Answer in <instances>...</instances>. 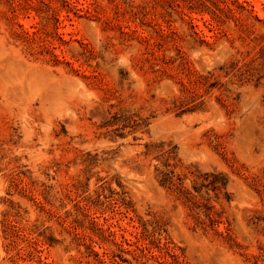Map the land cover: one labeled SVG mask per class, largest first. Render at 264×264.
I'll use <instances>...</instances> for the list:
<instances>
[{
    "label": "rangeland",
    "instance_id": "1",
    "mask_svg": "<svg viewBox=\"0 0 264 264\" xmlns=\"http://www.w3.org/2000/svg\"><path fill=\"white\" fill-rule=\"evenodd\" d=\"M0 264H264V0H0Z\"/></svg>",
    "mask_w": 264,
    "mask_h": 264
}]
</instances>
